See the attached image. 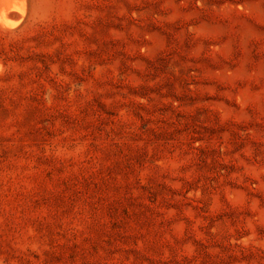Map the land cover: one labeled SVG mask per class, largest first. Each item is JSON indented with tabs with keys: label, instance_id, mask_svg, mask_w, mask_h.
Here are the masks:
<instances>
[{
	"label": "rangeland",
	"instance_id": "1",
	"mask_svg": "<svg viewBox=\"0 0 264 264\" xmlns=\"http://www.w3.org/2000/svg\"><path fill=\"white\" fill-rule=\"evenodd\" d=\"M0 26V264H264V0H25Z\"/></svg>",
	"mask_w": 264,
	"mask_h": 264
},
{
	"label": "bare ground",
	"instance_id": "2",
	"mask_svg": "<svg viewBox=\"0 0 264 264\" xmlns=\"http://www.w3.org/2000/svg\"><path fill=\"white\" fill-rule=\"evenodd\" d=\"M25 11V0H0V26L11 29L20 25L21 19L12 18L10 13L18 12L24 15Z\"/></svg>",
	"mask_w": 264,
	"mask_h": 264
}]
</instances>
